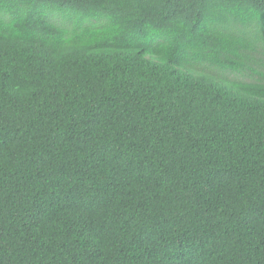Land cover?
Wrapping results in <instances>:
<instances>
[{"label": "trees", "instance_id": "1", "mask_svg": "<svg viewBox=\"0 0 264 264\" xmlns=\"http://www.w3.org/2000/svg\"><path fill=\"white\" fill-rule=\"evenodd\" d=\"M0 264H264V0H0Z\"/></svg>", "mask_w": 264, "mask_h": 264}]
</instances>
